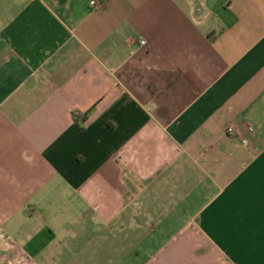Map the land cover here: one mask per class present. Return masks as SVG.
I'll return each mask as SVG.
<instances>
[{
  "label": "crops",
  "instance_id": "crops-1",
  "mask_svg": "<svg viewBox=\"0 0 264 264\" xmlns=\"http://www.w3.org/2000/svg\"><path fill=\"white\" fill-rule=\"evenodd\" d=\"M94 1L0 0V236L33 264H264V0Z\"/></svg>",
  "mask_w": 264,
  "mask_h": 264
},
{
  "label": "rangeland",
  "instance_id": "rangeland-1",
  "mask_svg": "<svg viewBox=\"0 0 264 264\" xmlns=\"http://www.w3.org/2000/svg\"><path fill=\"white\" fill-rule=\"evenodd\" d=\"M0 264H33L20 255L10 245V242L0 236Z\"/></svg>",
  "mask_w": 264,
  "mask_h": 264
},
{
  "label": "built area",
  "instance_id": "built-area-1",
  "mask_svg": "<svg viewBox=\"0 0 264 264\" xmlns=\"http://www.w3.org/2000/svg\"><path fill=\"white\" fill-rule=\"evenodd\" d=\"M88 4L93 8L96 7V3L94 0H88ZM137 42L139 45L143 46L146 44L145 40L143 38H138L137 39ZM231 130V127H227V131H230Z\"/></svg>",
  "mask_w": 264,
  "mask_h": 264
}]
</instances>
